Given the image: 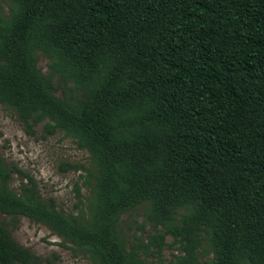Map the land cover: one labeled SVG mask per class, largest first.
Returning <instances> with one entry per match:
<instances>
[{
  "label": "trees",
  "instance_id": "trees-1",
  "mask_svg": "<svg viewBox=\"0 0 264 264\" xmlns=\"http://www.w3.org/2000/svg\"><path fill=\"white\" fill-rule=\"evenodd\" d=\"M0 104L90 159L62 164L90 177L72 215L0 157V264L40 262L8 230L19 217L91 264L172 245L168 264H264V0H0ZM139 208L151 231L127 239Z\"/></svg>",
  "mask_w": 264,
  "mask_h": 264
},
{
  "label": "rangeland",
  "instance_id": "rangeland-1",
  "mask_svg": "<svg viewBox=\"0 0 264 264\" xmlns=\"http://www.w3.org/2000/svg\"><path fill=\"white\" fill-rule=\"evenodd\" d=\"M3 10L6 11L5 5ZM47 63V59L38 55L37 66L44 74L48 72ZM56 95L61 94L57 91ZM42 127L43 123L33 128L32 135L28 134L14 111L0 104V157L8 168H17L35 182L44 201L52 198L63 213L76 215L79 204L74 191L75 185L79 187L82 197L87 196V188L83 183L90 177L83 169L63 171L62 164L82 165L87 169L90 165L89 155L85 150L79 149L74 139L65 136L63 132L47 135ZM25 176L18 173L12 175L9 187L13 192L18 193L20 184L27 182ZM8 221L9 217L0 214V222ZM143 222V209L139 208L123 215L119 228L127 239L134 236L143 237L140 226H144L145 232L151 231ZM8 230L19 245L40 258L38 264H91L89 259L71 244H63L62 239L47 227L33 223L27 218L19 217L17 226L12 228L8 225ZM166 242L171 243L172 238L167 237ZM178 253L175 245H172L164 248L161 262L154 257H149L146 261L150 264H168Z\"/></svg>",
  "mask_w": 264,
  "mask_h": 264
}]
</instances>
